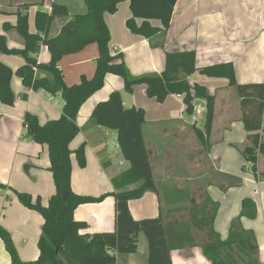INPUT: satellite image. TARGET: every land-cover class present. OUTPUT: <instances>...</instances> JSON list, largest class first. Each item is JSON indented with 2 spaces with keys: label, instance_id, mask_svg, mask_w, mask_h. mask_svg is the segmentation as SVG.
Wrapping results in <instances>:
<instances>
[{
  "label": "crops",
  "instance_id": "crops-1",
  "mask_svg": "<svg viewBox=\"0 0 264 264\" xmlns=\"http://www.w3.org/2000/svg\"><path fill=\"white\" fill-rule=\"evenodd\" d=\"M53 4L67 7L70 16L87 13L84 0H0V31L8 24L4 34L9 46L24 48V41L15 29L19 12L29 15L30 32L35 34L37 12L51 13ZM131 17L129 1L123 0L117 13L107 14L105 21L111 33L113 54H123L133 76L162 74L166 69L167 52L194 51L198 68L233 64L239 85L264 84V0H179L170 28L152 41L129 32L126 22ZM65 22L64 19L55 20L51 38L59 34ZM151 24L161 26L157 21ZM98 56L99 48L94 44L80 53L64 57L59 67L65 83L73 86L79 84L83 76L91 79ZM0 60L14 71L26 64L21 56L2 53ZM50 60L49 50L43 47L38 62L48 64ZM36 76L52 79L50 74L42 71H37ZM190 82L206 87L216 98L213 129L207 147L195 135L192 118L185 114L182 97L170 96L160 104L148 97L145 86H139L129 94L121 77L107 76L103 89L88 99L77 118L81 132L70 148L76 151L85 144L87 167L80 168L75 155L72 156V190L77 195L94 198L115 192L112 180L129 168L122 154L117 152V133L89 123L96 106L118 91L126 108H142L146 113L143 135L159 192H148L142 199L131 201L133 217L136 220L156 218L161 207L164 210L194 207L211 199L220 206L214 229L225 241L232 222L242 213L244 200H251L256 206L257 217H242L241 226L254 233L259 261L264 264V177L258 182L255 175L245 171L246 160L242 156L243 150L251 146L249 136L261 134L262 130L247 132L244 117L250 112L243 109L237 89L230 87L226 79L196 73ZM11 87L16 96L14 106L0 101V183L7 186V190L0 192V227L10 233L20 259L33 262L40 256L38 243L44 219L25 207L13 191L40 198L42 205L47 207L56 190L49 171L48 147L26 139L23 122L27 113L36 116L41 124L58 120L63 100L61 96H52L43 90L26 88L17 76L13 77ZM256 94L261 95L259 90ZM256 101L260 102V99ZM262 119L264 123V109ZM197 126L203 128L202 123ZM113 143L117 144L116 156H113ZM257 171L264 174V156L259 157ZM195 192L203 198L200 204L193 197ZM74 218L88 225L82 235L113 233L116 229L115 198L109 196L101 203L82 205L75 211ZM191 220L185 212L172 214L166 220L172 224L170 230L174 240L185 237L184 247L172 252L173 264H212L202 249L208 237L192 225L190 227ZM178 226L180 233L174 231ZM139 244L140 252L121 259L118 264H146L148 245L145 235H140ZM10 263L11 257L0 239V264Z\"/></svg>",
  "mask_w": 264,
  "mask_h": 264
},
{
  "label": "trees",
  "instance_id": "trees-1",
  "mask_svg": "<svg viewBox=\"0 0 264 264\" xmlns=\"http://www.w3.org/2000/svg\"><path fill=\"white\" fill-rule=\"evenodd\" d=\"M123 0H84L87 6L85 15L70 16L67 7L53 4L51 13L37 12L35 26L37 33L29 28V15L19 12L16 31L24 41V48H11L4 34L8 24L0 31V54L21 56L26 64L16 71L0 60V101L14 106L16 96L11 82L14 76L22 80L23 85L34 91L43 90L52 96H61L63 107L58 120L41 124L36 116L27 113L24 117L26 139L48 147L50 167L55 184V195L47 207L40 198L27 193L13 191L17 199L28 209L36 211L44 219L42 235L38 243L40 256L36 261L23 262L18 254L10 233L0 227V239L11 257L10 264H118L119 261L139 250V237L146 236L148 258L146 264H173L172 252L182 249L185 237L173 239L167 218L175 213H189L191 225L205 233L208 242L202 245L203 254L212 264H261L259 248L253 232L241 226L242 217L256 218V206L251 200H244L241 215L230 227L227 240L223 241L214 229L219 204L206 199L203 204L194 207L164 208L156 218L136 220L130 209V202L140 200L148 192L157 193L150 156L146 147L143 126L146 113L142 108H126L122 94L113 92L107 101L99 103L93 111L89 123L117 133L120 152L129 168L115 177V192L99 198L77 195L72 190V156L75 155L80 168L87 166L85 144L76 151L70 148L73 140L81 132L77 118L82 106L95 93L105 86L107 76L121 77L125 91L132 94L139 86H145L150 99L163 104L170 96L183 98L185 114L193 118L197 114V101L205 104L203 128L193 125L195 135L204 147L213 129L215 118V96L208 93L206 87L191 83L196 73L214 79H226L230 87L237 89L243 109L249 110L244 124L247 132L264 130V84L241 86L237 83L233 64H219L204 68L197 67V54L194 51L166 53V69L162 74H147L135 77L127 67L123 54H113L111 33L105 16L117 13ZM132 17L126 27L133 35L152 41L158 34L167 31L173 19L174 9L179 0H128ZM56 19L66 20L56 37H50ZM157 21L160 27L151 22ZM96 44L99 56L95 61L96 71L91 79L83 76L79 84L68 86L65 83L60 62L69 55L82 52ZM46 47L51 60L48 64L38 62V55ZM162 47H165L162 44ZM50 74L37 77L36 72ZM261 95H255L258 91ZM259 98L260 102L256 99ZM264 136H249L251 146L242 152L246 162L254 165L252 171L258 178L257 163L264 156ZM247 170V166L244 168ZM260 176L264 177L263 173ZM130 189V187H133ZM7 186L0 183V192ZM112 196L116 201V229L113 233L82 235L88 229L85 222L74 218L75 211L82 205L103 202ZM180 233L181 228L174 231ZM189 232V230H187ZM190 233V232H189ZM189 234H186L188 236ZM177 241L179 243L177 244Z\"/></svg>",
  "mask_w": 264,
  "mask_h": 264
},
{
  "label": "built area",
  "instance_id": "built-area-1",
  "mask_svg": "<svg viewBox=\"0 0 264 264\" xmlns=\"http://www.w3.org/2000/svg\"><path fill=\"white\" fill-rule=\"evenodd\" d=\"M203 112H204V109H202L201 107H197V114L195 117L192 118V125H197L198 123L203 121V119H204V113ZM261 134L264 136V130L263 129L261 131ZM263 140H264V138H263ZM246 166H247L246 171L249 172L250 174L254 175V173L252 171V168L254 167L253 163L251 161H248V162H246ZM257 175H258V178L255 177L257 179V181L258 182L262 181L260 174L258 173Z\"/></svg>",
  "mask_w": 264,
  "mask_h": 264
},
{
  "label": "rangeland",
  "instance_id": "rangeland-1",
  "mask_svg": "<svg viewBox=\"0 0 264 264\" xmlns=\"http://www.w3.org/2000/svg\"><path fill=\"white\" fill-rule=\"evenodd\" d=\"M186 119L189 120L190 118L186 117ZM200 123H201V122H200ZM113 145H114V146H113V156H116V155L114 154V150H115V146H116L117 144H114V143H113ZM117 152H118V154H121V153H119L120 150H119L118 146H117ZM119 157L121 158V155H120ZM115 158H116V157H114V159H115ZM162 164H163V163H162ZM86 167H87V166H86ZM155 167H156V166H155ZM197 193H198V192H195V194H194L193 197H194L195 199H198L197 202L200 204V202L203 200V198H202V196H199V194L197 195ZM142 237H144V236H142ZM141 249H142V248H141V246H140V244H139V250H138V252H140ZM138 252H137V253H138ZM139 254H140V253H139ZM145 257H146V256H145Z\"/></svg>",
  "mask_w": 264,
  "mask_h": 264
},
{
  "label": "water",
  "instance_id": "water-1",
  "mask_svg": "<svg viewBox=\"0 0 264 264\" xmlns=\"http://www.w3.org/2000/svg\"><path fill=\"white\" fill-rule=\"evenodd\" d=\"M195 106H196V107H201L202 109H205V104H204L203 102H200V101H197V102L195 103Z\"/></svg>",
  "mask_w": 264,
  "mask_h": 264
}]
</instances>
